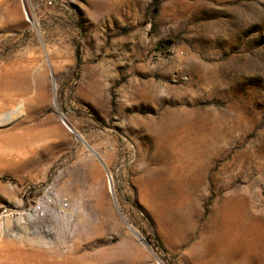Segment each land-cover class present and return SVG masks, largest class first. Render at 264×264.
Here are the masks:
<instances>
[{"label":"rangeland","instance_id":"1","mask_svg":"<svg viewBox=\"0 0 264 264\" xmlns=\"http://www.w3.org/2000/svg\"><path fill=\"white\" fill-rule=\"evenodd\" d=\"M29 2L0 0V264H264V0Z\"/></svg>","mask_w":264,"mask_h":264},{"label":"built area","instance_id":"2","mask_svg":"<svg viewBox=\"0 0 264 264\" xmlns=\"http://www.w3.org/2000/svg\"><path fill=\"white\" fill-rule=\"evenodd\" d=\"M23 1H26V2H27L28 7H29V10H30V2H29V0H21V3H22ZM46 2L49 3V4H51V3L53 2V0H46ZM30 13H31V10H30ZM65 201H66V200H61V201H60L61 205H60V203H59V205L62 206V203H63V204H66ZM41 205H42V204H41V201H39L35 206H33L32 208H30L28 211H30V212L33 213V214H38L39 212H41V211H39V209H38L39 206H41ZM38 211H39V212H38ZM16 214H17V212H16L15 209H12V208H9V207H4V209H2V210L0 211V221H2L3 219H6V218H12V217H14Z\"/></svg>","mask_w":264,"mask_h":264},{"label":"bare ground","instance_id":"3","mask_svg":"<svg viewBox=\"0 0 264 264\" xmlns=\"http://www.w3.org/2000/svg\"><path fill=\"white\" fill-rule=\"evenodd\" d=\"M24 3H27L26 1H23V4ZM28 5V4H27ZM26 7V6H25ZM26 10L27 11H25V9H24V13H25V15H26V17L27 18H29L28 16H29V12H28V9H27V7H26ZM27 13H28V15H27ZM29 20V19H28ZM18 107V111H19V113H21L22 111H23V102L21 101L20 102V105L19 106H17ZM16 109V108H15ZM74 131H75V129H73ZM76 132V131H75Z\"/></svg>","mask_w":264,"mask_h":264},{"label":"water","instance_id":"4","mask_svg":"<svg viewBox=\"0 0 264 264\" xmlns=\"http://www.w3.org/2000/svg\"><path fill=\"white\" fill-rule=\"evenodd\" d=\"M63 121H64V119H63ZM80 137V136H79ZM81 138V137H80ZM82 139V138H81ZM126 223L131 227V225L126 221Z\"/></svg>","mask_w":264,"mask_h":264}]
</instances>
